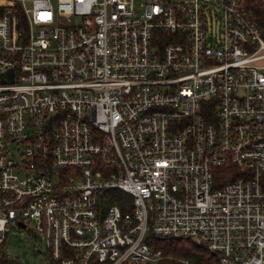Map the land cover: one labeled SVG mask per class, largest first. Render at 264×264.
Segmentation results:
<instances>
[{
  "label": "built area",
  "instance_id": "obj_1",
  "mask_svg": "<svg viewBox=\"0 0 264 264\" xmlns=\"http://www.w3.org/2000/svg\"><path fill=\"white\" fill-rule=\"evenodd\" d=\"M247 1L0 0V242L32 221L59 264H158L148 234L264 264V38Z\"/></svg>",
  "mask_w": 264,
  "mask_h": 264
},
{
  "label": "trees",
  "instance_id": "obj_2",
  "mask_svg": "<svg viewBox=\"0 0 264 264\" xmlns=\"http://www.w3.org/2000/svg\"><path fill=\"white\" fill-rule=\"evenodd\" d=\"M248 5L253 8L256 21L264 38V2L262 0H248ZM229 166L221 167L222 172ZM227 172V171H226ZM231 177V176H229ZM227 177V180L228 178ZM230 179V178H229ZM109 203H117L124 212L133 209L132 196L120 189H110L107 193ZM146 241L156 248H161L163 257L158 264H184L180 259L187 258L190 264H220L219 254L207 246L196 244L184 237H156L148 234ZM50 258V257H49ZM51 264H59L50 258ZM0 264H23L19 258L10 257L4 252V242H0Z\"/></svg>",
  "mask_w": 264,
  "mask_h": 264
},
{
  "label": "rangeland",
  "instance_id": "obj_3",
  "mask_svg": "<svg viewBox=\"0 0 264 264\" xmlns=\"http://www.w3.org/2000/svg\"><path fill=\"white\" fill-rule=\"evenodd\" d=\"M214 32L220 34L218 24L214 27ZM4 252L10 257L19 258L23 264H51L45 239L35 229L32 221H29L28 228L11 225L6 233Z\"/></svg>",
  "mask_w": 264,
  "mask_h": 264
},
{
  "label": "water",
  "instance_id": "obj_4",
  "mask_svg": "<svg viewBox=\"0 0 264 264\" xmlns=\"http://www.w3.org/2000/svg\"><path fill=\"white\" fill-rule=\"evenodd\" d=\"M10 72H11V77H12V76H13V75H12V73H13L12 70H11ZM4 76H5V75H4ZM23 225H24V224H23Z\"/></svg>",
  "mask_w": 264,
  "mask_h": 264
}]
</instances>
